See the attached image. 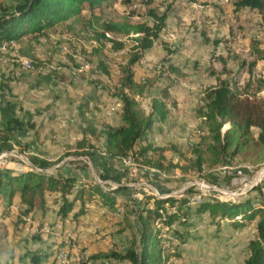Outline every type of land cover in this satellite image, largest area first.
<instances>
[{
	"label": "rangeland",
	"instance_id": "1",
	"mask_svg": "<svg viewBox=\"0 0 264 264\" xmlns=\"http://www.w3.org/2000/svg\"><path fill=\"white\" fill-rule=\"evenodd\" d=\"M234 1L108 0L91 10L84 6L41 30L0 38V43H7L0 51V123L18 116L32 124L18 133L17 140L3 142L0 138V167L34 164L51 172L76 171L84 183L98 182L108 190L123 186L115 193L113 205L102 204L97 198L85 199L83 205L77 200L65 219L55 214L57 191L44 192V212L42 206H36L21 214L22 220L18 219L17 198L10 204L0 199V232L5 233L0 246L14 252L7 264H33L28 256L33 251L40 252L38 264H57L54 253L59 248L75 257L68 264H131L93 255L122 250L136 237L132 201L141 191L178 196L181 206L199 202L197 197L190 202L192 196L230 200L242 196L232 198L231 192L238 186L232 166L245 161L234 157L214 163L205 144L199 150L193 145L200 140L208 142V127L199 111L208 87L225 79L242 95L264 98V10L237 6ZM15 2L0 0V12L11 10ZM161 14L165 15L164 26L133 65L138 86L122 89L146 113L154 97L163 98L168 115L155 121L148 132V141L158 147L150 153L154 159L124 163L101 153L103 128L106 123L121 121V82L137 34L130 28L116 32L117 38L110 41L99 35L105 31L101 22L152 25ZM20 56L30 60L32 67L23 68L17 61ZM228 126L226 123L223 130ZM257 131L252 128L254 134ZM4 133L5 129L0 130V135ZM200 148L203 161L198 165ZM157 160L160 165L153 164ZM201 181L231 192L208 193L197 185ZM258 182L259 188H253L256 184L243 196L264 197V178ZM117 205L119 213H115ZM164 207L175 208L167 202ZM48 214L54 219L49 220ZM24 216L48 224L50 230L34 227L31 231ZM56 223L60 227L54 229ZM252 223L246 221L233 229L226 217L216 224L207 212L193 216L187 226L177 220L170 224L157 220L163 264H243ZM179 226L187 231L185 238L172 232ZM39 232L40 237H35Z\"/></svg>",
	"mask_w": 264,
	"mask_h": 264
},
{
	"label": "trees",
	"instance_id": "2",
	"mask_svg": "<svg viewBox=\"0 0 264 264\" xmlns=\"http://www.w3.org/2000/svg\"><path fill=\"white\" fill-rule=\"evenodd\" d=\"M105 1L108 0H17L11 10L0 12V38L12 39L22 33L41 30L57 20L79 12L84 6L91 10ZM234 3L237 6L264 10V0H235ZM157 19L158 21L152 25L146 22L132 25H120L112 20L101 22L104 30L114 33L129 31L130 28L134 33H138L135 37L137 43L133 46L134 50L124 67L127 74L122 79L121 89L125 86L130 88L138 86L134 79L133 65L138 63L145 50L151 47L164 26L165 15H157ZM99 35L105 38L104 31ZM203 98L205 102L199 111L208 127L209 138L206 143H202L201 140L193 143L194 150H199L198 147L205 144V148L213 156L214 163L231 161L234 157L256 165L264 163V98L242 95L225 79L208 87ZM120 102L121 121L117 124L106 123L103 128L104 155L122 159L132 154L134 160L150 163L155 157L150 153L156 151L158 147L148 141V132L155 121L166 119L167 104L163 98L154 97L151 110L146 113L139 107L137 100L123 89L120 93ZM226 123L229 126L223 130ZM24 124L26 123L23 120L15 117L5 121L0 130L5 129L6 133L1 134L0 138L3 142L9 138L17 140V135ZM253 127L258 129L256 134L252 132ZM201 149L196 155L198 165L203 161ZM92 157L96 159L95 155ZM158 161L153 164L160 165ZM78 177L77 172L71 170L51 172L33 167H0V199L5 204H10L13 198H17L18 219L22 220L21 214L32 212L36 206H42L44 212L46 210L44 192L57 191L59 196L53 200L54 203H58L55 214L58 218L65 219L77 200L83 205L85 199L97 198L102 204L111 206L115 202V192L123 190V186L108 190L98 182L90 180L78 184L77 189H73ZM259 185L253 188H259ZM166 202L175 208L167 210L164 207ZM132 212L136 218V237L124 249L105 250L93 255L94 258L110 261L128 260L131 264H163L165 255L160 244V228L155 222L162 220L170 224L177 220L180 225L187 226L193 216L207 212L210 221L216 224H219L221 218L226 217L233 229L244 226L246 221L253 222V234L247 240L248 253L243 259V264H264V197L259 194L253 197L242 195L235 200L205 197L197 203L181 206L178 196L172 194L158 196L141 191L139 196L133 198ZM77 213H81V209ZM183 226L173 228L172 232L180 238H185L187 231H183L185 230ZM4 235V232H0V238ZM35 237H40V232ZM13 256V250L0 246V264H7ZM28 256L33 264H38L40 252L33 251Z\"/></svg>",
	"mask_w": 264,
	"mask_h": 264
},
{
	"label": "built area",
	"instance_id": "3",
	"mask_svg": "<svg viewBox=\"0 0 264 264\" xmlns=\"http://www.w3.org/2000/svg\"><path fill=\"white\" fill-rule=\"evenodd\" d=\"M225 1V0H222ZM138 35V33H136ZM104 35H105V39L110 40V41H114V39L117 38L116 34L114 32L105 30L104 31ZM7 47V43L6 42H2L0 43V51H3L4 49H6ZM17 61H19L20 65L25 68V69H29L32 67V63L30 60H28L27 58L20 56L17 58ZM102 154H105V151L103 150L101 152ZM122 160L124 163H130L132 161H134V159L131 157V155H128L126 157H122ZM121 160V161H122ZM256 164H252L249 162H243V163H237L236 165L232 166V174H233V180L234 182L238 185L235 189L231 191L221 188L217 185L214 184H209L206 183L204 181L198 182L197 185L207 191L208 193L211 192H218L219 194H224L227 195L231 192L232 198L235 199V197L239 196V195H244L247 194L249 189L252 188V186L258 184V181H262V178H264V164L263 165H259V167H256ZM222 168H230L229 165H223L221 166ZM152 170H154L152 168ZM253 173V176H251V174ZM84 177H81L80 179H78V184L84 183ZM99 182L102 183V180H99ZM78 184L76 185V187L78 186ZM217 193V194H218ZM195 197H197V201H200L202 198L200 196H192L191 197V201L190 202H195ZM221 197V196H219ZM121 209V207H118L115 210V213H119V210ZM117 211V212H116ZM23 221L27 224V226H32L30 229L31 231L34 230V227H40L41 231H49L50 227L48 224L44 223L41 224V222L38 219L32 218L30 216L28 217H23ZM56 228L60 227V225L58 223L55 224ZM54 259L57 262V264H68L70 263V261L74 260L75 257L72 256L71 254L68 253V251L64 248H59L58 250H56V252L54 253Z\"/></svg>",
	"mask_w": 264,
	"mask_h": 264
},
{
	"label": "crops",
	"instance_id": "4",
	"mask_svg": "<svg viewBox=\"0 0 264 264\" xmlns=\"http://www.w3.org/2000/svg\"><path fill=\"white\" fill-rule=\"evenodd\" d=\"M14 117H15V118H19L20 120H23L21 117H18V116H12L11 118H14ZM11 118H9V119H11ZM9 119H7V120H9ZM7 120H5V121H7ZM5 121H3V125H4V122H5ZM23 121L26 123V124H24L23 129L26 128V127H28L29 125L32 126V124L29 123L28 120H23ZM3 125H2V123H0V128H3ZM23 129H22V130H23ZM0 140H1V139H0ZM13 168H14V167H13ZM115 193H120V191H116ZM123 193H125V192H123ZM48 215H49V216H47V218H48L49 220L54 219V215H50V214H48ZM48 219H47V220H48Z\"/></svg>",
	"mask_w": 264,
	"mask_h": 264
},
{
	"label": "water",
	"instance_id": "5",
	"mask_svg": "<svg viewBox=\"0 0 264 264\" xmlns=\"http://www.w3.org/2000/svg\"><path fill=\"white\" fill-rule=\"evenodd\" d=\"M31 167L35 168V169H41V168H38L37 166H35L34 164H31ZM43 170V169H42Z\"/></svg>",
	"mask_w": 264,
	"mask_h": 264
}]
</instances>
